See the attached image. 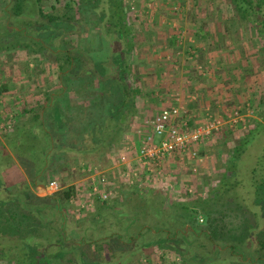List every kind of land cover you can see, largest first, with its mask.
Listing matches in <instances>:
<instances>
[{
	"label": "trees",
	"instance_id": "1",
	"mask_svg": "<svg viewBox=\"0 0 264 264\" xmlns=\"http://www.w3.org/2000/svg\"><path fill=\"white\" fill-rule=\"evenodd\" d=\"M6 3L9 5L3 15L7 27L4 36L8 38L5 45H0V52L23 47L32 55L40 54L44 62H49L47 54L57 58L56 88L36 92L31 106L27 101L10 117L18 122L28 118L32 124L16 127L17 149L27 157L28 163L21 160L31 185L41 189L40 185L48 186L55 180L62 188L44 197L36 196L29 184L12 175V170L7 174L14 162L0 148V188L10 189L0 194V214L2 221L12 228L10 235L0 232V264L70 263L74 261L73 250H80L79 258H83L84 264H131L135 260L140 264H264V0H220L215 10L210 0H199L196 5V39L205 40L213 35L210 27L219 20L221 33L218 31L216 36L224 47H233L224 57L227 66L223 65L225 73L220 75L224 87L231 85L229 76L237 81L232 92L236 100L240 95L241 101L239 108L232 110L242 111L249 103L257 117L246 125V130L233 132L223 128L213 135L219 146H227L225 154H229L217 184L208 196L192 193L193 199L189 201L173 198L174 189L165 193L163 188L148 191L145 186L127 187L124 199H98L94 222L103 221L110 212L118 228L97 239H90L85 229L81 232L80 226L69 221L67 207L76 198V192L73 184L66 185L74 179L66 177L68 173H59L77 165L79 178L82 168L96 165L93 160L86 161L89 156H106L126 143L129 125L138 113V100L146 87L154 93L161 64L155 63L151 69L135 64V55L143 51L138 49L130 28L125 0ZM81 14L95 16L98 25L104 22L96 35L98 48L105 57L100 55L97 59L87 49H74L73 44L63 41V35L59 36L62 25L75 21ZM176 34L170 36L172 46L179 45ZM58 37L63 44L52 46ZM104 44L108 46L105 50ZM149 74L152 78L148 80ZM6 91L8 87L1 83V99ZM235 99H228V106L239 102ZM55 105L60 113L54 111ZM73 113L82 114L79 125L72 123ZM32 130L38 132L33 138H42L39 156L28 142L31 136L25 134ZM221 151L216 158L222 157ZM73 154L83 162L71 164ZM51 171L55 176L48 179L47 173ZM138 195L141 199L136 201ZM124 206H129V210H124ZM208 218L213 221L211 229L199 222ZM252 235L257 237L254 249ZM10 236L17 237L19 242L8 245L5 238L7 241Z\"/></svg>",
	"mask_w": 264,
	"mask_h": 264
},
{
	"label": "rangeland",
	"instance_id": "2",
	"mask_svg": "<svg viewBox=\"0 0 264 264\" xmlns=\"http://www.w3.org/2000/svg\"><path fill=\"white\" fill-rule=\"evenodd\" d=\"M125 3L127 4V13L129 14V20H130V28H132V33L136 36V44L139 50L143 51L141 54L135 55L136 65H147L148 69H151V66L154 63V61L157 60L159 63V55H162L161 61H163L166 57L163 53L162 49H166V46L177 48L176 50L181 52L188 46V39L191 37L194 41L196 40L197 43L201 39H196L195 36V29L193 25V21H197L195 17V12L197 10V4L199 3V0L197 2H193L192 0H125ZM210 3H212V9L215 10L220 3V0H210ZM9 4L6 3V0L2 1L0 0V45L3 44L4 41H7L8 37H5L4 35L7 34V27L5 26V20L4 18V10L7 9ZM200 5V4H199ZM8 24L10 25V17L8 18ZM104 22L100 23L98 25L95 16H89V15H80L75 18V21L68 22L67 24L62 25L61 30L62 33H60L59 36L63 35V41H67L70 46L74 45V49L77 47H80L81 49H87L89 53H92L93 56L97 58V56L102 55L105 57V55L100 51L98 48V38L96 35V32H98V29L100 27L103 28ZM8 25V26H9ZM101 28V29H102ZM173 28V30H171ZM10 29V28H8ZM175 29V30H174ZM180 30L185 33V39L182 45V48L176 47L174 44L172 46L170 42V36L174 35L176 30ZM10 33V31L8 30ZM71 35V36H69ZM5 37V38H4ZM60 37L54 41L52 46H58L62 45L63 42H60ZM198 38V37H197ZM195 43V42H194ZM73 44V45H71ZM104 50L108 48L106 44L103 45ZM137 50V51H139ZM138 53V52H137ZM183 54V53H182ZM180 54L181 56L177 55V62H173L172 64H169L170 66L164 67L162 66V80H158V82L155 84L156 93L158 92L159 95H156L151 92L150 87H146L143 93L141 95L140 99L138 100V113L136 114L134 118V122H132L129 125V132L135 131L137 132L140 128H145L148 124V122H151L155 115L165 106H167L171 100L168 98V92L169 90L167 87H170L171 85H175V91L174 97H179L177 95V90H186L184 87L186 86L185 82L181 80V77L184 76V70H185V55ZM47 58L49 59V62H44L43 58L40 54L32 55L28 53L23 47H17V49L12 51H3L0 52V85L6 84L8 87V91L3 95L2 102L0 103V118L2 119V122H5L7 120L8 114L14 115L15 111H18V109L23 107L27 101V105L31 106L34 98V94L36 92H44V90H47L48 88L54 89L56 88L57 84L59 83L56 73L54 72L56 62V56H51L47 54ZM98 59V58H97ZM148 60V61H147ZM39 65V70H38ZM176 65H180L179 67H175ZM164 67V68H163ZM174 69L175 71H172L171 73H175V75H178L179 78L174 82L171 80H168L169 76L166 74H163L164 71H167V69ZM40 69H44V72H40ZM139 70V69H138ZM160 76V77H161ZM146 78L149 80L152 78V75H146ZM48 82L47 86L44 83ZM160 81V82H159ZM170 84V85H169ZM179 88V89H178ZM154 89V88H153ZM154 89V92H155ZM177 95V96H176ZM76 97V95H75ZM181 100V99H180ZM64 101H68L64 98ZM188 102V101H187ZM60 105L67 103V102H59ZM175 103H179V101L175 100ZM240 102H236L235 105L233 104L232 107L229 106L230 110L234 108H239ZM5 106H2V105ZM183 105L188 109V104ZM246 106L242 108V115L245 116L246 125H250L257 117L251 111V108L249 105L245 104ZM54 111H59L57 108H59L58 105H55ZM197 108L196 106H191L190 109L194 110ZM229 110V111H230ZM60 113V112H57ZM246 114H249L248 116ZM72 123L74 122V125H79L80 120L82 118V114L73 113L72 114ZM213 115V114H211ZM204 116V117H203ZM203 116L201 117V120H205L206 114L203 113ZM10 117V125H13V127L10 129V144H8V139L6 140L7 136L5 134L7 132L1 133L2 141H0V148H3L9 156H11V159L13 160V164L11 168L7 169V174H10V171L12 170V175H16V179L19 181H25L27 184H29L32 193H34L38 197H44L47 194H52L53 192L57 191V189H52L48 185V189L45 191H42L38 188H34L31 185L29 175L26 173V165L22 164V158L24 161L28 163V161L25 159L23 154L21 153L20 149H17L18 145H15L13 142L11 143V140L14 136H12L11 133H13V129H16L17 125H32L28 118H25L22 121H16ZM199 125V121L197 122ZM8 124V125H9ZM73 125V124H72ZM192 125V123L190 124ZM225 127V125L222 127ZM229 129V128H228ZM244 130V129H243ZM246 130V129H245ZM231 131V130H230ZM35 130H32L31 132H26L25 134L30 135L28 142L31 144V148H33V152H36L37 156H39L40 152V145L42 144V138L39 136L37 138H33L34 135H36ZM136 135H133L131 137L132 141H137ZM213 140V141H212ZM127 143H129L128 140ZM127 143H124L120 148L118 147V150L113 148V151L108 153L106 156H96L91 155L89 156V159L86 161L93 160V162L97 163L96 166H102L104 163H106L108 166H114L115 162L113 160L117 159L118 154H121L124 152L125 147ZM219 143V142H218ZM217 142H215L214 136H211L209 139H207L205 142L201 145V151H206L205 157L202 161H197L190 159L188 161L189 163L186 164L184 167L178 166V165H171L167 166L166 172L164 173V177L160 180V183H157L156 181H153V179H148L145 176L142 179V187H146V190L150 189H161L162 186L167 187L169 189H174L173 193H175L173 198H179L183 201H189L193 199L191 196L192 193H196V195H204L208 196L210 194V191L213 186H215L221 177L222 168L226 166V157H229V154H225L227 151L226 145L219 146ZM131 144V143H130ZM132 145V144H131ZM123 147V149H122ZM221 148L223 151H221ZM219 150L223 152L222 157L216 158L215 156L219 153ZM93 157V158H92ZM111 158L112 162H108L106 159ZM33 158V156H32ZM29 157L30 161L33 162V159ZM73 161L72 162H81L82 158L77 155H72ZM28 159V160H29ZM225 161H224V160ZM38 160V158H37ZM85 161V160H84ZM29 162V163H31ZM83 162V161H82ZM15 169L14 168V165ZM56 164V162L54 163ZM70 164V165H71ZM166 164V163H165ZM33 165V164H32ZM27 167H29L27 165ZM77 167V168H75ZM30 169V167H29ZM135 174L141 173V169H137V167L134 169ZM15 171V172H14ZM82 175L81 177H77L76 173L79 172V167L72 166L71 170L67 171H60L59 175H65V173H68V178H73L72 183H68L66 186L70 184H80L83 182L86 177L83 172V168L80 170ZM17 173V174H16ZM143 174V173H141ZM48 179H51V177H54L55 175L52 174V171L47 173ZM18 177V178H17ZM135 178L134 174H130V176H122L120 173L117 175V187L119 189L117 199H124V191L126 188H131L132 184H128V180H133ZM162 183V186H161ZM10 184V182H9ZM141 184V180H140ZM134 187V186H132ZM125 189V190H124ZM165 190V189H164ZM10 191V189L0 188V194H6L5 192ZM185 191L187 193H185ZM126 192V191H125ZM167 193V190L164 191ZM189 193V194H188ZM195 195V197H197ZM139 196V197H138ZM136 196L137 200H140V196ZM113 199H110L109 201H112ZM129 203V202H127ZM169 203V202H168ZM132 204V203H131ZM129 205V204H128ZM124 210H129V206H124ZM96 204L91 208L87 210H77V206L75 203H69L67 207V217L69 218V221L74 223V225L80 226L82 229L81 232L86 231V235L88 234V237L90 239H97L101 237L109 236L112 232H114L118 226L116 223L113 222V217L110 216V212L106 213V215L103 218V221H99V223L94 222V215L96 213ZM119 211H122V208H119ZM112 212V211H111ZM115 212V211H113ZM0 219L2 227L0 228V232L2 234L8 233L10 235V230L12 228L8 227L7 224H5L2 221V216L0 214ZM200 220V219H199ZM201 224L205 225L207 229H211L213 227V221L212 219H204V221H199ZM90 227V228H89ZM18 236V235H16ZM4 238V237H3ZM252 249L257 247V237L256 235H252ZM5 242L8 243L10 246H14L19 242V239L14 236H10L7 241L5 238ZM251 248V247H250ZM118 249V248H117ZM72 257H74V261L67 263L64 261V264H84L82 261L83 258H79L81 255L80 250H73L71 252ZM106 257H109L108 254H106ZM81 259V260H80ZM139 260L133 261L131 264H140L138 262ZM15 262V261H14ZM14 262L6 263V264H16ZM196 264V263H195Z\"/></svg>",
	"mask_w": 264,
	"mask_h": 264
},
{
	"label": "built area",
	"instance_id": "3",
	"mask_svg": "<svg viewBox=\"0 0 264 264\" xmlns=\"http://www.w3.org/2000/svg\"><path fill=\"white\" fill-rule=\"evenodd\" d=\"M176 33L178 41L183 43L186 38L185 33L178 29ZM188 40L193 42L191 37ZM176 101L179 100L176 98ZM224 116L226 120L220 117L210 118L201 125H190L188 112L183 104L176 103L162 108L145 128L137 130L136 133L140 138L138 147H132L126 141L124 152L118 154L114 166L109 169H102L96 165L83 168L86 179L80 184H74L76 198L71 203H75L79 211L91 209L98 199L109 201L116 198L119 191L116 183L118 173L123 177L134 174L135 178L128 180L127 183L142 187L144 176L160 183L167 166L184 167L190 159L195 162L202 161L205 158L201 154L202 143L219 132L224 124H227V128L233 132L246 128L244 115L239 109H233ZM7 122H10V114L5 122L0 118V136L1 133L10 131L11 125ZM129 138L126 137V140ZM129 152L135 154L130 156ZM136 167L141 169L143 174H135ZM49 187L57 190L62 188L55 180L49 183ZM162 188L169 190L168 186Z\"/></svg>",
	"mask_w": 264,
	"mask_h": 264
},
{
	"label": "crops",
	"instance_id": "4",
	"mask_svg": "<svg viewBox=\"0 0 264 264\" xmlns=\"http://www.w3.org/2000/svg\"><path fill=\"white\" fill-rule=\"evenodd\" d=\"M213 23H214L213 27H212V29L210 27V30H212L211 33L212 34L214 33V34L211 36L210 35L207 36L208 37L207 39L202 40L200 38L201 40H199L198 43L196 40L195 41L193 40V42L188 41L189 45L186 48H184V50H182L181 52L180 51L178 52L176 50L177 48L166 46V49H164V50L162 49L163 53H166L165 54L166 58L163 61H161L160 59H162L163 57H162V55H159V58H160V59H158L159 63L157 62V60L154 61V63L156 62L158 64H161L160 65L161 67L162 66L167 67V66H170L169 64H172L173 62H177V57H178L177 55L181 56L180 54H182V53L184 55L186 54L185 55L186 60H185V66H184L185 67L184 76L181 77V80L183 82H185V84H186V86L184 87L186 90H180V91L177 90L176 94L179 95V97H177V99L179 100V103H181V104L184 103L186 105L188 104V109H187L188 120H189L190 124L192 123V125H197L198 121H199V125H201V124L205 123L207 120H209L210 118L215 119V118L220 117V118H223L226 120L224 115L228 114V112L230 110V108L228 106L229 104L226 103V101L228 99H230L231 97L233 99L236 98L235 97L236 95L232 92V90H233L232 86L233 87L236 86L235 82H237L234 80V77H231V76L228 77L229 81H231V85H229V88L224 87V86H222V84H220V82H221L220 75L225 73V69H224L225 67L224 66H227V62L224 60V57H225V55H227L230 52L231 49H233V47H230V48L224 47V44H221L222 42L220 40V37L216 36V33H218V31H219L218 34L220 35L221 29H219V25L222 27V24L219 20L214 21ZM171 30H173V28H171ZM181 44H183V43L179 42V45L176 47L182 48ZM165 62H167V63H165ZM179 66L180 65H176L175 67L177 68ZM172 71H175V70L172 68L167 69V71H164L163 74H166V76L167 75L169 76L168 80L175 82L179 78V76L175 75V73H171ZM161 75H162V71L159 74L160 81L163 79ZM238 79L241 81V83H243V81H244L243 77H240ZM167 89L169 90L168 98L171 100V102L165 107L176 104L175 103L176 97H174V92H171V90L175 91L174 90L175 89L174 83L170 87H167ZM228 89H230V90H228ZM153 94H155V96L159 95L158 92L156 93V89H155V92ZM239 96L240 95H238V100H236V99L235 100L240 102L241 100H240ZM244 101L245 100H242L241 103H245ZM246 104L250 106L249 103H246ZM191 106H196L197 108H195L194 110H191L190 109ZM203 113L206 114L205 120H201ZM211 114H213V115H211ZM246 115L248 116L249 114H246ZM244 119L246 120L245 116H244ZM224 125H225V127H228L227 124H224ZM21 126L22 125H19V128ZM12 127H13V125H11V128ZM10 132L11 131H7V133L5 134V136L8 135L6 138V140L8 139V144H10ZM11 134H12V136H15L11 140V143L13 142L15 145H17L18 139L16 138V129H13V133H11ZM133 135L138 136L137 133L132 130L129 132V134H127L126 137H130L128 141H129V143L132 144V147L133 146L138 147L140 138L138 136L137 141L133 142L131 139V137ZM20 136H24V134L20 135ZM24 138L25 137H23V139ZM0 141H2V139ZM0 144H2V143H0ZM128 154L130 156H133V154H135V152H129ZM203 155H205V154H203ZM106 160L108 162L110 161V163L112 162L111 158H107ZM114 161H115V159L113 160V162ZM101 168L102 169H109V168H111V166H108L105 163L104 165H102ZM40 188H41L40 190H42V191L46 190V189H44V186H42V185H40Z\"/></svg>",
	"mask_w": 264,
	"mask_h": 264
},
{
	"label": "water",
	"instance_id": "5",
	"mask_svg": "<svg viewBox=\"0 0 264 264\" xmlns=\"http://www.w3.org/2000/svg\"><path fill=\"white\" fill-rule=\"evenodd\" d=\"M44 189H46V190H47V187H46V186H44Z\"/></svg>",
	"mask_w": 264,
	"mask_h": 264
},
{
	"label": "flooded vegetation",
	"instance_id": "6",
	"mask_svg": "<svg viewBox=\"0 0 264 264\" xmlns=\"http://www.w3.org/2000/svg\"><path fill=\"white\" fill-rule=\"evenodd\" d=\"M47 187V189H48V186H46Z\"/></svg>",
	"mask_w": 264,
	"mask_h": 264
}]
</instances>
